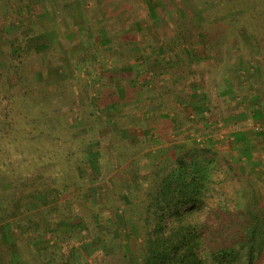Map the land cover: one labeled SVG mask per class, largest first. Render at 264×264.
<instances>
[{
  "label": "rangeland",
  "instance_id": "rangeland-1",
  "mask_svg": "<svg viewBox=\"0 0 264 264\" xmlns=\"http://www.w3.org/2000/svg\"><path fill=\"white\" fill-rule=\"evenodd\" d=\"M13 45L28 52L12 56ZM189 144L262 178L264 0H0V179L69 173L86 217L62 246L23 255L18 231L0 225V264L58 262L93 226L115 239H94L84 263L134 264L118 236L137 246L140 234L123 227L117 181L152 176Z\"/></svg>",
  "mask_w": 264,
  "mask_h": 264
},
{
  "label": "trees",
  "instance_id": "trees-1",
  "mask_svg": "<svg viewBox=\"0 0 264 264\" xmlns=\"http://www.w3.org/2000/svg\"><path fill=\"white\" fill-rule=\"evenodd\" d=\"M203 35L208 43L217 42ZM10 51L12 56L21 55L28 48L13 45ZM22 121L18 125L14 120L12 127H22ZM210 146L190 145L176 159L150 169L152 176L142 181L133 172L132 178L117 181L119 196L129 200L123 210V227L140 234L137 246L124 235L118 236L134 264H264V173L260 179L252 177L245 173L248 161H233ZM238 147L236 143L234 150ZM250 152L254 161L259 160L256 150ZM260 167L264 172V163ZM71 179L69 173L61 172L30 186L19 176L0 179V225L8 223L20 234V255L28 245L53 242L52 247L59 241L62 246L65 239L81 233L86 217L77 218L74 213L68 196L77 181ZM94 220L105 221L99 213ZM101 228L87 229L79 244L63 248L60 263L46 260L45 264H88L82 255L97 246L94 239H115L108 236L107 226ZM89 264L105 263L97 256Z\"/></svg>",
  "mask_w": 264,
  "mask_h": 264
}]
</instances>
